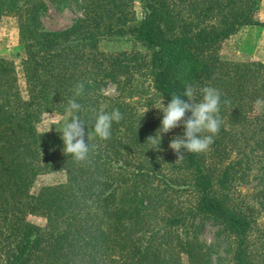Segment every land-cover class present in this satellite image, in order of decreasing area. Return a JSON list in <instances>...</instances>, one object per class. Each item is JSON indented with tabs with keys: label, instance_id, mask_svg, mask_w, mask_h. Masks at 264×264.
I'll use <instances>...</instances> for the list:
<instances>
[{
	"label": "trees",
	"instance_id": "1",
	"mask_svg": "<svg viewBox=\"0 0 264 264\" xmlns=\"http://www.w3.org/2000/svg\"><path fill=\"white\" fill-rule=\"evenodd\" d=\"M133 1L0 0V22L18 21L25 82L23 89L13 63L0 58V264H206L198 239L204 221L233 238L234 264H264L250 237L256 215L236 202L250 154L233 160L229 148L224 156L240 137L264 147V63L215 51L242 27H264L256 17L261 0H137L141 18ZM50 4L79 16L65 29L44 30ZM127 36L146 51L100 50L102 41ZM143 77L165 105L186 84L220 90L221 130L210 150L172 153L169 141L182 125L158 148L151 143L162 118L148 104L140 108L144 91L138 97L134 88ZM107 82L121 87L118 97L100 92ZM72 98L85 122L83 160L63 151L62 131L38 128L45 113L70 120ZM101 106L122 114L108 140L93 131ZM54 172L66 180L35 190L42 174Z\"/></svg>",
	"mask_w": 264,
	"mask_h": 264
},
{
	"label": "rangeland",
	"instance_id": "2",
	"mask_svg": "<svg viewBox=\"0 0 264 264\" xmlns=\"http://www.w3.org/2000/svg\"><path fill=\"white\" fill-rule=\"evenodd\" d=\"M133 6L137 12L138 18L142 17V9L137 0L133 1ZM79 16V12L73 7H58L56 5H49V11L42 18V27L47 31H58L65 29L72 25L74 20ZM256 17L260 21H264V0H261L259 11ZM133 49L146 51V48L141 44H135L131 41V37H120L112 40H105L100 43V50L106 54L118 53L123 51H131ZM24 50L21 32L18 21L13 16L4 17L0 22V58L9 60L15 66L19 78L20 85L25 88L24 74L22 71L21 60ZM216 53L223 59L246 61L248 58H253L264 63V27L261 26H245L242 27L236 34L229 39L221 42L215 48ZM149 80L146 77L140 80L136 85L135 95L144 91L141 101V110H147L143 104H148L149 109L155 111V114L162 118L163 113L160 109L153 106L160 101L154 94V91L149 87ZM121 87L113 82L100 87V92L109 98H116L119 96ZM150 111V112H151ZM65 119L62 115L56 112L45 113L42 121L39 124V130L42 132H60L62 131ZM160 127V126H159ZM158 127V128H159ZM175 129V128H174ZM172 129L164 135L174 133ZM221 130V129H220ZM240 132V131H239ZM220 133V132H218ZM249 136L251 132H247ZM175 135L171 138L174 139ZM243 138V137H240ZM237 141H229L227 144V158L229 148H233L234 152L231 158L235 159V153L244 152L250 154L251 163L249 162L250 170L247 176L240 177L236 182L238 192L236 194V202L241 204L243 208L248 205L252 213L256 215L257 222L251 232L252 242L254 244L255 252H264V147L260 145H247L241 139ZM171 141V140H170ZM169 141V142H170ZM171 152L173 150L168 147ZM221 160V144L218 146ZM211 147L208 148L210 150ZM223 149H225L223 147ZM216 158V159H217ZM249 159V160H250ZM216 162V161H215ZM248 170V169H247ZM66 175L64 172H54L42 174L36 181L35 190L44 185H53L64 182ZM28 220L36 225L44 226L46 221L40 216H29ZM198 239L204 243V253L208 262L206 264H234L232 259V252L230 251V244L233 238L228 233L223 231L222 226L211 222L204 221V224L198 230Z\"/></svg>",
	"mask_w": 264,
	"mask_h": 264
},
{
	"label": "clouds",
	"instance_id": "3",
	"mask_svg": "<svg viewBox=\"0 0 264 264\" xmlns=\"http://www.w3.org/2000/svg\"><path fill=\"white\" fill-rule=\"evenodd\" d=\"M83 88L84 85L78 83L75 95L78 96ZM170 96L171 99L166 105L162 100L153 104L162 111L163 116L156 134L149 140L158 148L164 133L182 125L183 134L172 139L169 147L177 154L182 149L191 153L206 151L220 130L219 112L222 103L220 90L213 86L197 89L192 84H186L181 93ZM80 109L81 105L75 98L68 100L65 111L71 114V119L63 124L61 139L65 153L73 154L76 159L83 160L87 157L89 145L85 139V122L77 115ZM121 118L122 114L118 108L107 111L101 106L94 116L95 135L101 140H108L112 135L113 123L120 121Z\"/></svg>",
	"mask_w": 264,
	"mask_h": 264
}]
</instances>
